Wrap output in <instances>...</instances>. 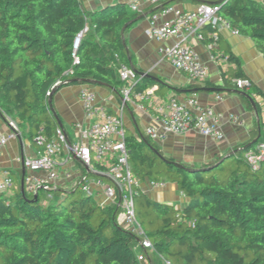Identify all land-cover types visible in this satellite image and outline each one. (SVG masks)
Returning <instances> with one entry per match:
<instances>
[{"label":"trees","instance_id":"16d2710c","mask_svg":"<svg viewBox=\"0 0 264 264\" xmlns=\"http://www.w3.org/2000/svg\"><path fill=\"white\" fill-rule=\"evenodd\" d=\"M211 3L220 6V15L264 57V4ZM140 15L122 4L88 12L81 0H0L1 116H9L20 130L29 125L34 137L42 127L53 137L62 123L53 101L62 89L94 85L112 89L123 99L118 70L129 59L122 31H129ZM85 29L75 50L76 37ZM224 56L228 66L222 67L218 92L237 91L249 110L254 108L245 94L252 96L261 115L257 96L263 93L252 82L251 87H238L237 80L248 79L241 61L233 54ZM148 78L138 91L148 89ZM58 81L62 84L53 89ZM260 133L263 137L262 118L249 142L210 163L179 167L149 136L126 134L129 163L140 183H176L187 199L178 209L139 190L137 219L152 251L142 249L139 238L122 227L119 203L99 204L80 190L82 181L69 191L40 189L36 198L22 181L14 180L11 195H0V264H141L142 252L149 264H264V162L253 169L244 159Z\"/></svg>","mask_w":264,"mask_h":264},{"label":"crops","instance_id":"0c3cea01","mask_svg":"<svg viewBox=\"0 0 264 264\" xmlns=\"http://www.w3.org/2000/svg\"><path fill=\"white\" fill-rule=\"evenodd\" d=\"M81 1L88 12L122 4L126 5L129 12L135 13L129 9L128 0ZM211 1L213 0H165L159 6L145 3L141 5L139 12H136L141 15L137 18L135 25L124 34V46L129 59L128 66L144 78L149 77L151 82L148 84V89L157 90L160 87L155 93L158 101H166L174 97L180 101L195 98L199 107L212 108L220 116V126L225 134L223 141H212L194 131L182 135L171 134L165 139L155 141L165 157L184 165H204L214 161L217 156L228 154L238 146L252 140L257 127L254 110L246 107L239 94L234 91L224 93L207 91L222 86V67L226 69L228 66L227 64L220 66L219 63L213 62L212 56L219 57L229 53L240 59L246 77L253 83L255 89L263 93L262 96H257V99L264 105V57L250 38L234 35L232 31L222 29L220 43L218 42L213 50L208 48V42L196 43L194 48L200 60L210 68L208 79L205 82H196L175 69L160 54V49L172 46L176 42L175 39L156 41L146 36V30L154 16L159 17L160 24L171 18V16H162L161 11L156 13L160 7L173 6L182 11L191 12L196 10L200 4H209ZM258 1L264 4V0ZM140 17L144 18L138 20ZM86 88L96 93L97 102L100 105L113 114L122 115L129 136L140 138L146 135L149 127H158L154 111L147 112L135 104L124 106L123 99L112 89L94 85L70 86L59 91L53 101L54 108L62 120L59 128L65 132L70 141H79V125H88L81 101V92ZM0 130L4 134H9L11 131L6 121L0 123ZM35 134V130L25 125L22 127L21 136L8 143L0 158V174L10 173L15 181L23 180V161L35 158L39 152L35 143ZM67 160V152L63 151L58 157L59 178L55 183V188L69 191L75 187L79 188V183L82 181L80 190L82 191L84 184H88L92 196L99 204L109 206L116 203L115 197L107 195L112 184L102 175L103 170L97 166L103 168L101 163L95 161L93 168L87 170L80 162ZM33 175L45 179L48 173L43 171ZM99 180L104 181V187L97 185ZM153 183L156 182L146 180L141 183L142 193L148 198L160 203L175 205L178 209L186 204L187 199L182 195L176 183L157 182L165 183L164 187H154ZM119 222L123 223L122 214Z\"/></svg>","mask_w":264,"mask_h":264},{"label":"built area","instance_id":"2783aa9c","mask_svg":"<svg viewBox=\"0 0 264 264\" xmlns=\"http://www.w3.org/2000/svg\"><path fill=\"white\" fill-rule=\"evenodd\" d=\"M165 0H128L129 9L132 12H139L141 5L148 3L159 6ZM220 6L216 4H200L196 10L185 12L173 6H166L161 15L170 17L163 23H159V17L154 16L146 30V36L156 41H168L175 39V44L160 49L169 63L178 71L186 74L196 82H205L209 77L210 68L203 63L194 46L196 43L208 39V48L213 50L219 39L222 29L240 35L239 31L232 27L228 19L220 15ZM210 31L206 34L205 30ZM88 29L82 31L75 40L74 48L77 50L81 45ZM212 61L220 66L228 64L224 55L212 56ZM119 78L124 83L121 94L124 106L135 104L140 109L149 112L154 111L158 127H149L146 135L154 141L165 139L168 135H182L194 131L202 137L220 142L225 139V134L220 126V116L212 108H201L195 98L180 101L176 97L166 101H158L155 96L156 89L138 91L142 84L143 76L138 74L128 65L121 64L118 70ZM238 87H251L249 79L237 80ZM62 82L58 81L54 87ZM49 91L47 96H51ZM81 101L85 111L87 126L79 125V141H70L61 128H57L53 137H49L42 127L35 137V143L39 152L35 158H28L23 161L26 175L24 183L27 190L37 193L44 189L50 191L55 188L59 178L58 157L63 151L67 152V161H78L87 170L98 161L103 166L102 175L109 179L112 186L108 189L107 195L115 197L116 202L122 208V227L139 238L140 245L144 250H153V244L139 223L136 214L135 196L141 189V183L135 176L130 163L129 152L126 144L127 130L122 115L111 113L106 107L97 102V95L94 91L86 88L81 92ZM260 102V101H259ZM261 118L264 121V105L260 103ZM7 122L10 133L4 134L0 130V158L3 149L12 140L21 136L18 124L9 116L0 114V123ZM244 159L253 168L258 169L264 162V135L260 142L244 154ZM47 172V178L36 177L33 174ZM30 173V174H29ZM15 181L10 173L0 174V195H11ZM97 185L104 187V181L99 180ZM154 187H164L165 183H153ZM82 192L92 195L88 184L82 186ZM140 262H146V254L138 255ZM166 264H170L167 262Z\"/></svg>","mask_w":264,"mask_h":264},{"label":"water","instance_id":"95a60500","mask_svg":"<svg viewBox=\"0 0 264 264\" xmlns=\"http://www.w3.org/2000/svg\"><path fill=\"white\" fill-rule=\"evenodd\" d=\"M222 1H224V0H222ZM209 4H216V5H217V3H209ZM143 18H144V17H140L138 20H141V19H143ZM125 30H126V28H124L123 31H122L123 37H124V34H125ZM207 91L216 92V91H218V90H217V89H209V90H207ZM234 92H235V91H234ZM236 93L238 94L237 91H236ZM245 95H246V97L248 98V100L251 102V104L253 105L254 112H255L256 117H257L258 128H259V130H260V128H261V115H260V111H259L258 106H257V102L255 101V99H254L252 96H250V95H248V94H245ZM50 103L52 104V100L50 101ZM53 113H55L54 110H53ZM55 115H56L55 117H56V119H57V121H58L59 117L57 116L56 113H55ZM60 125H61V124H60ZM261 138H262V133H260L259 137L253 142V145L257 144V143L260 141ZM235 154H236V153H233V154H231V155L226 156V157L224 158V160H223L219 165L223 164V163L226 162L227 160H229V159H231L232 157H234ZM175 164H176L177 167L182 166V164L177 163V162H176ZM23 172H24V177H25V175H26V170H24ZM22 187L25 188L24 178H23V180H22ZM38 192H39V190L37 191V193H38ZM37 193H36V198H37ZM89 196H90V195H89Z\"/></svg>","mask_w":264,"mask_h":264},{"label":"rangeland","instance_id":"374dc122","mask_svg":"<svg viewBox=\"0 0 264 264\" xmlns=\"http://www.w3.org/2000/svg\"><path fill=\"white\" fill-rule=\"evenodd\" d=\"M49 199H51V197H49ZM141 264H146L145 262H141Z\"/></svg>","mask_w":264,"mask_h":264}]
</instances>
